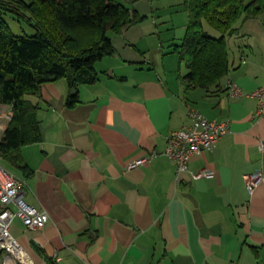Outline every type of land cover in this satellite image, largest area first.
I'll return each instance as SVG.
<instances>
[{
	"label": "crops",
	"instance_id": "obj_1",
	"mask_svg": "<svg viewBox=\"0 0 264 264\" xmlns=\"http://www.w3.org/2000/svg\"><path fill=\"white\" fill-rule=\"evenodd\" d=\"M178 6V36L163 37L159 17L124 30L122 42L109 36L114 53L95 63L97 79L78 86L73 106L64 78L34 97L40 136L20 148L24 166L0 158L25 180L24 200L49 216L41 229L10 225L34 264H264V182L252 195L244 183L251 172L264 178V119L253 117L250 95L264 86V13L227 36L229 70L207 90L183 82L174 48L188 12ZM189 108L229 131L177 172L162 153L168 133L189 124ZM152 151L149 163L126 168ZM204 168L212 176L194 179Z\"/></svg>",
	"mask_w": 264,
	"mask_h": 264
},
{
	"label": "trees",
	"instance_id": "obj_2",
	"mask_svg": "<svg viewBox=\"0 0 264 264\" xmlns=\"http://www.w3.org/2000/svg\"><path fill=\"white\" fill-rule=\"evenodd\" d=\"M183 3L188 22L174 48L187 69L182 79L187 88L208 90L229 70L227 36L245 19L263 14L264 0ZM4 13L27 20L35 32L13 34ZM144 19L118 0H0V104L11 110L0 137V158L24 166L20 148L40 136L33 99L43 84L66 79V104L73 106L78 86L97 79L95 63L114 53L108 32L120 34Z\"/></svg>",
	"mask_w": 264,
	"mask_h": 264
},
{
	"label": "built area",
	"instance_id": "obj_3",
	"mask_svg": "<svg viewBox=\"0 0 264 264\" xmlns=\"http://www.w3.org/2000/svg\"><path fill=\"white\" fill-rule=\"evenodd\" d=\"M14 1V0H8ZM229 94H241L240 88L229 82ZM257 101L254 118L264 119V86L256 88L250 94ZM189 124L170 131L166 136V145L163 155L173 160L176 171L187 170V162L191 155L203 150L214 148L219 139L229 131L227 121L210 120L195 108L188 109ZM11 118L9 106L0 110V123L8 122ZM259 149L264 150V142L259 143ZM152 151L145 156L129 161L126 168H132L149 163L156 156ZM213 172L202 169L193 174L194 179L210 177ZM264 182L262 171H255L244 175V183L249 195L255 188ZM25 180L0 164V250L2 251L1 264H34L27 251L10 232V225L14 218H19L22 224L29 229H41L48 221V214L29 205L24 200ZM13 206L11 208L10 206Z\"/></svg>",
	"mask_w": 264,
	"mask_h": 264
},
{
	"label": "rangeland",
	"instance_id": "obj_4",
	"mask_svg": "<svg viewBox=\"0 0 264 264\" xmlns=\"http://www.w3.org/2000/svg\"><path fill=\"white\" fill-rule=\"evenodd\" d=\"M125 7L130 10H138L139 14H145V17L148 18H158V29L163 37L169 36H178L182 29V19L180 18L184 11L179 8V3L182 0H118ZM250 1V0H247ZM3 19L9 26L11 32L16 35L21 34H33L35 32L34 26H32L27 20L22 18H18L12 13H4L2 15ZM184 20L186 16L182 15ZM185 22V21H184ZM210 29V28H209ZM210 34H216V32H212L209 30ZM108 35L114 38L115 42H122V35L114 34L112 32H108ZM118 41H116V40ZM116 45V43H115ZM1 125V123H0ZM5 168L10 170L11 168L5 163L3 164Z\"/></svg>",
	"mask_w": 264,
	"mask_h": 264
}]
</instances>
